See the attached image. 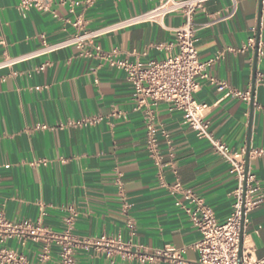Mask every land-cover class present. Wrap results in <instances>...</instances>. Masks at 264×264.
Wrapping results in <instances>:
<instances>
[{"label": "crops", "instance_id": "obj_1", "mask_svg": "<svg viewBox=\"0 0 264 264\" xmlns=\"http://www.w3.org/2000/svg\"><path fill=\"white\" fill-rule=\"evenodd\" d=\"M84 1L54 0L49 11L39 12L21 8L19 0H0V211L12 225L40 229L33 235L27 229L11 233L2 247L29 264H60L66 247L75 264H199L194 245L200 234L161 180L166 185L178 180L222 223L233 211L237 189L229 165L165 103L153 113L171 143L159 137L156 164L146 150L143 112L123 71L87 55L88 47L36 54L78 30L148 12L161 0H94L88 6ZM236 3L235 15L220 23L211 21L230 10V0H211L205 12L194 14L200 28L196 49L201 61L222 54L207 68L209 78L251 93L255 43L264 39V0ZM183 21L169 14L162 26L124 27L95 43L104 51L117 49L119 59L129 62L161 61L176 54L174 46L166 47ZM250 39L253 47L247 46ZM256 59L252 116L250 101L226 97L208 80L200 81L195 95L209 106L206 120L214 137L243 150L244 159L247 147L264 149V55ZM83 119L93 122L71 125ZM248 159L258 184L255 197L264 199V157ZM69 209L75 214L70 229ZM102 236L120 237L125 248L97 245ZM137 252L151 259L140 262ZM242 258L264 262V204L246 217Z\"/></svg>", "mask_w": 264, "mask_h": 264}, {"label": "built area", "instance_id": "obj_2", "mask_svg": "<svg viewBox=\"0 0 264 264\" xmlns=\"http://www.w3.org/2000/svg\"><path fill=\"white\" fill-rule=\"evenodd\" d=\"M54 0H19V6L25 10L34 9L39 12L49 11ZM65 1V0H59ZM94 0H85L88 6ZM211 0H161L152 10L123 20L119 23L92 31L78 30L71 38L55 45H43L37 52L47 53L56 49L74 46L78 49L88 47L87 55L95 54L101 61L110 67L123 71L127 82L132 87V99L137 109L143 112L145 126V145L148 156L159 164L158 140L164 137L170 144L169 136L155 123L154 109L161 103L168 105L170 111L181 114L183 123L195 135L206 141L213 152L229 165L230 173L237 180V189L234 192L235 204L230 217L225 222H218L213 211L205 204L204 200L189 189L184 188L178 180L171 185L161 184L167 188L173 197H177L175 205L181 208L189 217L192 225L200 234V240L194 245L198 252L199 264H248L239 252V233L241 221L244 227L247 215L264 204V199L255 197L258 184L255 176L245 170L244 151L236 152L226 144L216 139L209 129L206 113L207 104L196 100L195 95L200 89V81L208 80L217 91L226 97H234L241 101H250L251 93L242 92L229 87L224 81L211 79L207 75V68L219 57L209 61H201L198 57L196 43L197 32L200 30L193 22L196 12H205V4ZM231 1V8L225 14L214 18L211 24L220 23L231 19L237 11L236 0ZM169 14H178L183 17V23L173 29L174 43L168 45L177 49L176 54H167L161 61H150L147 64L129 62L119 59V51L112 49L104 51L95 43V40L112 31L151 22L162 26L164 18ZM254 40L250 39L247 46L253 47ZM91 50V51H90ZM264 55V39L258 43L257 57ZM20 60L13 59L10 62ZM3 65L0 63V66ZM93 119H83L71 125H87ZM254 157H264V149L249 152ZM175 170V167L172 166ZM180 199H179V198ZM75 218L74 212L69 209L65 223L71 228ZM243 218V219H242ZM29 225H12L4 220L0 211V264H29L26 258L2 247L4 238L11 233H21L27 229L30 234H35L39 228H30ZM97 245L107 249H124L120 237L110 238L102 236ZM142 248V247H141ZM140 262L151 259L150 255L137 252ZM60 264H75L70 247H66L59 255ZM263 263V262H262ZM259 263V264H262Z\"/></svg>", "mask_w": 264, "mask_h": 264}, {"label": "water", "instance_id": "obj_3", "mask_svg": "<svg viewBox=\"0 0 264 264\" xmlns=\"http://www.w3.org/2000/svg\"><path fill=\"white\" fill-rule=\"evenodd\" d=\"M261 1L262 0H260V3ZM260 8H261V5H260ZM258 43H259V39L257 38L256 43H255V59H254L253 78H252V86H251L250 116H252V112H253V94H254V88H255V72H256V62H257L256 56H257ZM249 129H250V123H249ZM248 157H249V147H247L246 153H245V170L246 171L248 170V163H249ZM242 245H243V225L241 221V228H240V233H239V252H238L239 258H241V255H242ZM262 264H264V262Z\"/></svg>", "mask_w": 264, "mask_h": 264}]
</instances>
